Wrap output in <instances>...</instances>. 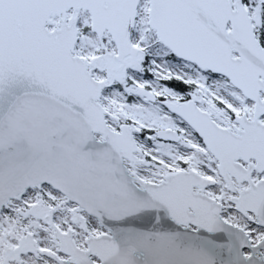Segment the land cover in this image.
Listing matches in <instances>:
<instances>
[{"label":"snow or ice","instance_id":"snow-or-ice-1","mask_svg":"<svg viewBox=\"0 0 264 264\" xmlns=\"http://www.w3.org/2000/svg\"><path fill=\"white\" fill-rule=\"evenodd\" d=\"M0 264H264V0H0Z\"/></svg>","mask_w":264,"mask_h":264}]
</instances>
